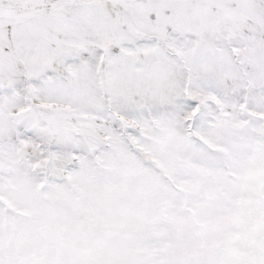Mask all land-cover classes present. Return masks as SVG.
I'll return each instance as SVG.
<instances>
[{"label": "snow or ice", "instance_id": "obj_1", "mask_svg": "<svg viewBox=\"0 0 264 264\" xmlns=\"http://www.w3.org/2000/svg\"><path fill=\"white\" fill-rule=\"evenodd\" d=\"M0 264H264V0H0Z\"/></svg>", "mask_w": 264, "mask_h": 264}]
</instances>
